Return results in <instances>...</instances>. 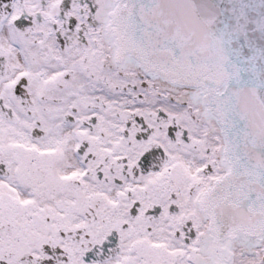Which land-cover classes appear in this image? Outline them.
<instances>
[{"label": "snow or ice", "instance_id": "6c2138e0", "mask_svg": "<svg viewBox=\"0 0 264 264\" xmlns=\"http://www.w3.org/2000/svg\"><path fill=\"white\" fill-rule=\"evenodd\" d=\"M0 264H264V0H0Z\"/></svg>", "mask_w": 264, "mask_h": 264}]
</instances>
